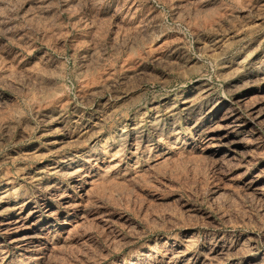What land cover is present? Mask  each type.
I'll return each mask as SVG.
<instances>
[{
    "label": "rangeland",
    "instance_id": "obj_1",
    "mask_svg": "<svg viewBox=\"0 0 264 264\" xmlns=\"http://www.w3.org/2000/svg\"><path fill=\"white\" fill-rule=\"evenodd\" d=\"M0 264H264V0H0Z\"/></svg>",
    "mask_w": 264,
    "mask_h": 264
},
{
    "label": "bare ground",
    "instance_id": "obj_2",
    "mask_svg": "<svg viewBox=\"0 0 264 264\" xmlns=\"http://www.w3.org/2000/svg\"><path fill=\"white\" fill-rule=\"evenodd\" d=\"M193 105V104H192ZM191 106V105H190ZM189 107V106H188ZM193 107V106H192ZM191 108V107H190ZM201 109V108H200ZM202 110V109H201ZM192 112V111H191ZM195 112V111H194ZM94 158H95V156H94ZM24 205V204H23Z\"/></svg>",
    "mask_w": 264,
    "mask_h": 264
}]
</instances>
